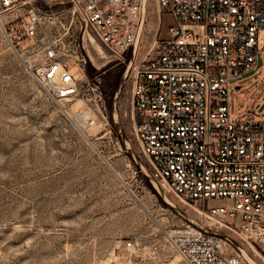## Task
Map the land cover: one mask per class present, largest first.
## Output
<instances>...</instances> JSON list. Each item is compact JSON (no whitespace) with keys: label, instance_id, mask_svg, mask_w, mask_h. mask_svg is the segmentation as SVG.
Instances as JSON below:
<instances>
[{"label":"built area","instance_id":"built-area-1","mask_svg":"<svg viewBox=\"0 0 264 264\" xmlns=\"http://www.w3.org/2000/svg\"><path fill=\"white\" fill-rule=\"evenodd\" d=\"M35 1L0 0V17L16 26L17 34L0 22L3 32L12 47L18 39H30L35 59L30 69L46 95L67 105L80 99L82 109L73 114L93 125L105 107L95 85L89 86V96L79 94L88 88L84 32L106 52V61L125 65L141 0H54L56 9H43ZM155 3L170 22L162 31L157 22L150 44L133 59L127 75L140 151L153 176L194 206L207 220L205 226L229 235L264 264V115L236 119L228 106L229 83L253 71L260 56L264 0ZM60 19L66 22L63 30L56 26ZM71 65L79 72L76 77L68 71ZM209 198L221 202L208 205ZM162 237L177 264H229L220 253L226 240L187 222L163 227Z\"/></svg>","mask_w":264,"mask_h":264},{"label":"rangeland","instance_id":"rangeland-1","mask_svg":"<svg viewBox=\"0 0 264 264\" xmlns=\"http://www.w3.org/2000/svg\"><path fill=\"white\" fill-rule=\"evenodd\" d=\"M53 1L36 0L34 4L58 8ZM157 13L163 30L169 17L157 12L155 0H146L134 60L150 44ZM5 19L0 17V22ZM1 23L0 264H177L178 257L164 241L162 228L186 222L175 209L203 225L207 220L153 176L132 129L128 77L115 99L116 115L112 113V97L125 65L106 61V52L102 49L101 53L90 33L84 32L83 46L95 62L86 58L88 88L79 94L89 96V86L95 85L105 109L95 124H78L70 116L82 109L80 99L69 105L50 99L32 75L30 66L35 59L30 39H18L12 47ZM3 26H12L17 34L16 26ZM56 26L63 30L66 22L60 19ZM258 41L261 64L229 83L228 106L236 119L264 115V105L259 110L255 106L264 100L261 32ZM68 71L73 77L79 74L73 65ZM136 121L142 117L137 115ZM138 163L154 178L159 192L140 172ZM219 202L206 200L208 205ZM126 240L131 246L126 247ZM220 253L229 264H246L228 241L221 242Z\"/></svg>","mask_w":264,"mask_h":264},{"label":"water","instance_id":"water-1","mask_svg":"<svg viewBox=\"0 0 264 264\" xmlns=\"http://www.w3.org/2000/svg\"><path fill=\"white\" fill-rule=\"evenodd\" d=\"M145 3H146V0H141L142 12H141L140 22H139V25H138V28L136 31V35H135V40H134V43L130 49L127 62H126L125 66L123 68V71H122V81L118 84V86H117V88L113 94V97H112V101H111L112 102V113L114 115H116V112H115V101L116 100L115 99H116L117 93L119 92V89H120L123 81L126 79V77L128 75L131 63L134 59L135 52L137 49L138 40H139L140 33L142 30L143 16H144V11H145ZM261 62H262L261 57L258 56L257 60H256V67L258 65H260ZM251 72L252 71H248L246 73H243L240 77H244ZM234 87L239 88V85H235ZM263 105H264V100L260 104H256L257 109L258 110L261 109ZM125 145L127 146L126 141H125ZM138 168H139L140 172L148 179L150 184L159 192L158 186L154 182L155 181L154 178L145 170V168L140 163H138ZM164 200H165V198H164ZM168 203H169V201H168ZM175 210H176L177 214L187 223L197 227L201 231H204V232L209 233V234L218 235L222 239L228 241L236 249V251L239 253V255L241 256V258L244 260V262L246 264H257V262L252 258V256L238 242H236L234 239H232L229 235L222 233V232L215 231V230L211 229L210 227L203 225L200 221L191 218L189 215L185 214L184 212H182L178 209H175Z\"/></svg>","mask_w":264,"mask_h":264},{"label":"bare ground","instance_id":"bare-ground-1","mask_svg":"<svg viewBox=\"0 0 264 264\" xmlns=\"http://www.w3.org/2000/svg\"><path fill=\"white\" fill-rule=\"evenodd\" d=\"M90 40H94V39L91 37ZM90 42H91V41H90ZM94 42H96V41L94 40ZM97 46L99 47V48H98L99 51L102 53V50H101L99 44H97ZM97 46H96V47H97ZM99 51H98V52H99ZM88 55H89L90 58H92L90 52L88 53ZM92 59H93V58H92ZM93 61H94V59H93ZM94 62H95V61H94ZM118 94H119V93H118ZM71 117H75V118H76V121H77L78 124H81V123H83V121H84V120L82 119V117H80V116H78V115H75V116L71 115L70 118H71ZM128 147H129V146H128ZM162 182H163L164 184H166L163 180H162ZM166 201H167V200H166ZM190 206H192V205H190ZM193 207H194V206H193ZM194 208H195V207H194ZM195 210L197 211L196 208H195ZM209 223H210V222H209ZM171 264H172V262H171Z\"/></svg>","mask_w":264,"mask_h":264},{"label":"crops","instance_id":"crops-1","mask_svg":"<svg viewBox=\"0 0 264 264\" xmlns=\"http://www.w3.org/2000/svg\"><path fill=\"white\" fill-rule=\"evenodd\" d=\"M157 7V6H156ZM157 12H158V9H157ZM164 13H162V15H163ZM161 16H160V14L159 13H157V22L159 21V27H160V30H162L161 29V27H162V22H161ZM164 29V28H163Z\"/></svg>","mask_w":264,"mask_h":264}]
</instances>
